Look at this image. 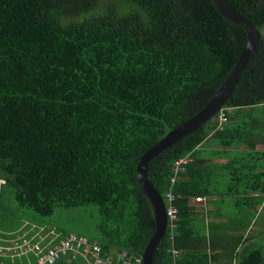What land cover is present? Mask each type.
Masks as SVG:
<instances>
[{"label":"trees","instance_id":"16d2710c","mask_svg":"<svg viewBox=\"0 0 264 264\" xmlns=\"http://www.w3.org/2000/svg\"><path fill=\"white\" fill-rule=\"evenodd\" d=\"M227 2L260 40L221 108V127L215 114L148 163L146 177L163 196L172 162L191 158L172 188L177 257L168 254L164 232L152 264H264L258 249L238 250L258 198L239 199L231 219L238 229L216 252L187 206L191 197L226 195L203 176L226 168L209 162L226 156V144L243 141L264 105V0ZM244 41L243 29L209 0H0V244L42 226L27 210L45 218L57 207H88L101 254L124 251L139 260L154 224L136 162L206 103ZM202 143L224 148L203 156ZM251 190L264 193V180L240 183L241 192ZM48 224L58 236L69 232ZM32 261L28 254L15 263ZM54 264L82 262L66 254Z\"/></svg>","mask_w":264,"mask_h":264},{"label":"crops","instance_id":"0c3cea01","mask_svg":"<svg viewBox=\"0 0 264 264\" xmlns=\"http://www.w3.org/2000/svg\"><path fill=\"white\" fill-rule=\"evenodd\" d=\"M262 109L257 110L255 115L257 120L253 126L247 128L246 136L239 143L226 144V156L223 158H213L210 160V165H220L226 162V168L215 166L208 175L203 176L210 183L214 190L223 191L226 188V195H209L201 197H191L187 201V206L190 208V217L193 227L201 230L204 235L211 234L213 244L216 247L215 252L220 250V247L225 246L226 233L237 231V219L232 222V218L239 213V199L242 197L258 198L260 202L250 209L254 213L248 228L244 231V235L252 238L255 235V230L260 232L263 230L261 224H258L257 215L264 209V193L256 190H251L249 193L240 191L241 182L261 183L264 180V156L259 152H264V105ZM237 118H235V121ZM212 143H202L198 150L201 155L208 156L212 152L221 149ZM222 148V149H223ZM257 152L258 154H254ZM252 153V155H249ZM258 157V159H256ZM249 166L248 170L246 167ZM252 167V168H251ZM199 170V168H198ZM197 170V171H198ZM198 172H201L199 170ZM258 173V174H257ZM234 206L233 209L227 210L226 206ZM245 205V204H244ZM249 206V205H248ZM248 232H253L250 236ZM245 243H241L238 250Z\"/></svg>","mask_w":264,"mask_h":264},{"label":"built area","instance_id":"2783aa9c","mask_svg":"<svg viewBox=\"0 0 264 264\" xmlns=\"http://www.w3.org/2000/svg\"><path fill=\"white\" fill-rule=\"evenodd\" d=\"M217 128L225 121L224 114L220 109L215 113ZM191 160L190 153L174 160L170 166L167 190L162 199L164 203L165 229L167 240L171 244L167 249L172 260L177 257L178 251L172 246L174 232L177 228L178 208L175 204L177 195L172 188L176 177L185 172L186 164ZM2 181L0 180V186ZM28 235L23 233L9 243L0 244V264H16L18 258L33 256L30 264H54L61 256L71 254L80 258L82 264H139L140 259L127 257L124 251H110L106 255L101 254V249L95 240L84 235L66 232L61 236L49 227L31 226ZM33 228H36L33 231Z\"/></svg>","mask_w":264,"mask_h":264},{"label":"water","instance_id":"95a60500","mask_svg":"<svg viewBox=\"0 0 264 264\" xmlns=\"http://www.w3.org/2000/svg\"><path fill=\"white\" fill-rule=\"evenodd\" d=\"M209 1L222 18L243 29L245 41L231 69L206 103L195 114L166 132L153 145L144 150L136 162V181L150 204L154 224L153 233L140 254L139 264H152L153 251L164 234L166 223L162 196L154 189L146 177L148 163L159 153L211 119L215 113L222 108L230 96L241 71L245 68L249 59L256 51V47L260 40V33L256 27L248 19L235 11L227 0Z\"/></svg>","mask_w":264,"mask_h":264},{"label":"rangeland","instance_id":"374dc122","mask_svg":"<svg viewBox=\"0 0 264 264\" xmlns=\"http://www.w3.org/2000/svg\"><path fill=\"white\" fill-rule=\"evenodd\" d=\"M264 33V26L260 30ZM234 206H226L227 210L233 209ZM92 210L89 211L88 207H77L70 209H62L57 207L53 214L49 217L41 218L34 214L32 211L27 210L26 215L33 219L36 223H40L44 227H49L48 223H53L57 227L69 232H73L76 234L84 235L89 239H92L93 234V225L95 223V219L92 215ZM258 224H261L263 230L260 232L259 230H255L254 237L248 239L245 243L247 244L248 249H258L264 254V209L262 212L257 215ZM253 232H248L250 234Z\"/></svg>","mask_w":264,"mask_h":264}]
</instances>
